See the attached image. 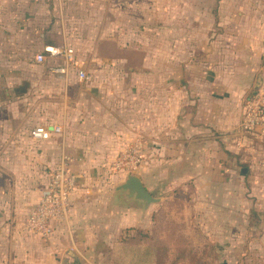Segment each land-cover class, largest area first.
I'll list each match as a JSON object with an SVG mask.
<instances>
[{
	"label": "crops",
	"instance_id": "1",
	"mask_svg": "<svg viewBox=\"0 0 264 264\" xmlns=\"http://www.w3.org/2000/svg\"><path fill=\"white\" fill-rule=\"evenodd\" d=\"M58 1L0 0V108L10 117L12 104L21 113L39 105L36 120H0V264H103L117 232L149 230L155 204L125 202L116 189L114 200L110 181L98 179L136 137L165 164L177 157L194 165L197 188L211 189L212 233L218 244L227 239L212 248L215 264H264V140L239 129L245 99L264 88V0H69L71 43L146 39V95L132 79L96 85L78 79L81 67L57 76L36 66V54L59 38ZM39 125L58 126L61 136L34 142L25 129ZM62 155L77 177L69 227L50 238L31 235L23 221ZM146 166L135 175L152 195ZM219 206L229 207L227 217ZM237 216L243 229L234 228Z\"/></svg>",
	"mask_w": 264,
	"mask_h": 264
},
{
	"label": "rangeland",
	"instance_id": "2",
	"mask_svg": "<svg viewBox=\"0 0 264 264\" xmlns=\"http://www.w3.org/2000/svg\"><path fill=\"white\" fill-rule=\"evenodd\" d=\"M57 2V0H56ZM69 0H59L58 5L54 9L61 11V27L58 40L54 37V47L63 46L62 42L67 45H71L74 48V58L72 62V68L81 67L89 75V81H94L96 85H118V84H135L139 86V91L143 92L147 90L148 78L147 69L148 61L147 56V43L143 42L132 46H116L109 44H92L90 42H83V40L71 43L73 41V23L69 16ZM140 35L142 36L144 30L140 29ZM140 39V40H141ZM69 40V41H68ZM146 40V39H145ZM89 53H91L89 55ZM39 54H36V56ZM124 56L123 61L115 60H103L100 57H115ZM61 59L55 58L54 60L49 56L44 55V61L36 64L40 68L49 73L52 66L60 65ZM77 65V66H76ZM139 71V77H119L115 75L117 71ZM105 71L109 72L107 75ZM126 74V73H125ZM95 75V76H94ZM95 77V78H94ZM132 79L133 83H127L126 80ZM89 83V82H88ZM47 85H51L49 82ZM254 93V92H253ZM252 93V94H253ZM251 95V94H250ZM14 105V106H13ZM35 101L29 104L27 110L23 113L20 112L18 104H12V112L10 117L8 116L7 109L0 108V120H36L38 117ZM17 112L20 114L18 115ZM146 112V110L144 111ZM29 126L25 129L26 132H30ZM145 137V136H144ZM132 142V141H131ZM129 142L127 145H129ZM144 163L146 166L145 174L151 175L149 180L153 182V189L151 193L154 198L159 199V203L151 205L153 208L152 221L148 229H124V231L117 232L114 238L111 239V250L108 254L103 256V264H128L131 260L132 253L121 254L120 249L125 247H132L136 244L143 246H154L165 248L167 251V263L174 262L175 264H215L217 257L213 255L212 249L215 245L227 244V239H224L223 243H217L215 236H213L212 229L217 227V218L212 219V208L209 202L211 189L205 186L203 189L197 188V176L199 173L195 172L194 165H187L185 159L174 158L172 163H163V155L160 157H153L148 155V141L144 138ZM150 151V150H149ZM116 156L110 157L109 171L111 173L98 174V179L103 180V175L108 181V190L110 196L115 200V189L122 185L126 179L121 177L120 174L111 171V164ZM101 161L107 159V157H99ZM135 175V174H134ZM137 176V175H136ZM112 177V178H111ZM138 177V176H137ZM147 184L150 182L146 179ZM151 187V185H149ZM223 208L224 216H228L227 206H219ZM237 208V206H236ZM241 208V207H239ZM237 214L238 209L235 211ZM234 215V214H232ZM24 215H22L23 217ZM226 220V219H223ZM226 224V223H225ZM235 230L243 229L246 224L240 220L237 216V220L234 223ZM233 228V229H234ZM257 228V227H256ZM253 228L252 232H259ZM220 236L226 227L219 226ZM264 229V228H263ZM145 236V237H144ZM242 239V236L240 237ZM222 237H220V240ZM259 241L261 239H257ZM115 242H114V241ZM244 240V238H243ZM142 242H144L142 244ZM112 243L113 246H112ZM105 247H110L107 245ZM103 246L102 252L105 251ZM221 256L222 253H221ZM242 257V256H241Z\"/></svg>",
	"mask_w": 264,
	"mask_h": 264
},
{
	"label": "built area",
	"instance_id": "3",
	"mask_svg": "<svg viewBox=\"0 0 264 264\" xmlns=\"http://www.w3.org/2000/svg\"><path fill=\"white\" fill-rule=\"evenodd\" d=\"M44 55L51 59L60 58L61 64L52 66L50 71L57 76L64 75L72 65L74 50L67 46L47 47L44 54L35 57L36 63L44 61ZM80 81H89L90 77L83 70L78 71ZM243 135L264 140V88L256 90L243 103V116L239 126ZM60 127L36 126L30 130L29 136L34 142L48 141L61 136ZM144 144L136 137L122 152L116 155L111 164V171L132 175L144 163ZM70 159L60 156L56 167L49 173L46 186L41 191L36 205L23 221V228L31 235L50 238L58 228L69 227V199L77 187V177L68 170Z\"/></svg>",
	"mask_w": 264,
	"mask_h": 264
},
{
	"label": "water",
	"instance_id": "4",
	"mask_svg": "<svg viewBox=\"0 0 264 264\" xmlns=\"http://www.w3.org/2000/svg\"><path fill=\"white\" fill-rule=\"evenodd\" d=\"M116 192L122 195L125 202H136L143 208L159 202V199L154 198L134 174L128 175L124 183L116 188Z\"/></svg>",
	"mask_w": 264,
	"mask_h": 264
},
{
	"label": "trees",
	"instance_id": "5",
	"mask_svg": "<svg viewBox=\"0 0 264 264\" xmlns=\"http://www.w3.org/2000/svg\"><path fill=\"white\" fill-rule=\"evenodd\" d=\"M145 237V236H144ZM144 242H142L143 244ZM140 244H136L132 247H125L120 249L121 254H130L133 255L128 264H168L166 261L167 251L165 248L154 247V246H140ZM169 264H175L174 262Z\"/></svg>",
	"mask_w": 264,
	"mask_h": 264
}]
</instances>
